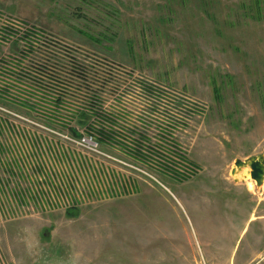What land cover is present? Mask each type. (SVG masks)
Returning a JSON list of instances; mask_svg holds the SVG:
<instances>
[{"label":"rangeland","instance_id":"obj_1","mask_svg":"<svg viewBox=\"0 0 264 264\" xmlns=\"http://www.w3.org/2000/svg\"><path fill=\"white\" fill-rule=\"evenodd\" d=\"M254 4L0 0V9L175 91V99L160 91L164 100L155 101L157 113L148 121L167 123L160 107L177 108L173 137L200 168L188 180H175L107 143L98 151L79 145L67 125L0 98V264H202L194 233L190 242L185 238L184 195L264 197L256 195L263 183L238 174L247 168L231 174L236 158L264 152V0H258V19ZM104 92L108 112H125L122 99L133 111L143 110L136 89L119 104ZM180 97L193 101L190 117ZM153 125L146 139L156 138ZM55 173L60 182L52 180ZM112 189L116 196L104 195ZM243 203L250 208L255 202ZM260 250L246 249L242 264H253Z\"/></svg>","mask_w":264,"mask_h":264},{"label":"built area","instance_id":"obj_2","mask_svg":"<svg viewBox=\"0 0 264 264\" xmlns=\"http://www.w3.org/2000/svg\"><path fill=\"white\" fill-rule=\"evenodd\" d=\"M0 44L4 46L0 53L1 99L32 109L34 117L67 125L74 136L72 140L91 150L98 151L100 143H107L179 181L200 172L188 150L173 137L176 128L171 119L174 121L172 114L179 115L177 108L173 113L168 107H160L159 113L169 118L167 123L157 125L156 121H148L157 113L158 103L164 100L160 91L169 94V99L178 98L169 87L146 80L94 48L2 9ZM122 77L126 80L122 81ZM106 89L112 94L110 100L117 104L136 89L137 96L144 101L143 110L139 106L133 111L129 104L123 105L122 99L125 112H108L100 96ZM122 89L123 96L119 93ZM179 103L190 107L183 114L190 117L193 101L180 97ZM73 120L78 122L76 127L70 125ZM151 125L152 134L156 135L153 140L146 139ZM70 171L73 172L72 168ZM55 176L54 183L60 182L56 173ZM114 194L118 193L112 189L104 195ZM201 263L207 264L204 260Z\"/></svg>","mask_w":264,"mask_h":264},{"label":"crops","instance_id":"obj_3","mask_svg":"<svg viewBox=\"0 0 264 264\" xmlns=\"http://www.w3.org/2000/svg\"><path fill=\"white\" fill-rule=\"evenodd\" d=\"M244 184L254 194V188ZM257 192L256 195H264L262 190ZM252 199L255 203L245 207L243 202ZM263 201L264 197L252 195H184L182 203L187 208L189 223L183 225L185 238L190 242V232L194 233L199 256L207 264H242L246 249L256 247L257 252L258 248L264 251V206L260 205ZM256 253L253 264H264V253Z\"/></svg>","mask_w":264,"mask_h":264},{"label":"water","instance_id":"obj_4","mask_svg":"<svg viewBox=\"0 0 264 264\" xmlns=\"http://www.w3.org/2000/svg\"><path fill=\"white\" fill-rule=\"evenodd\" d=\"M247 168L246 172H240V176L244 177L247 173L251 179L255 181L256 186H260L264 180V152L257 155H252L245 160L236 158L231 168V174H234L237 170Z\"/></svg>","mask_w":264,"mask_h":264},{"label":"trees","instance_id":"obj_5","mask_svg":"<svg viewBox=\"0 0 264 264\" xmlns=\"http://www.w3.org/2000/svg\"><path fill=\"white\" fill-rule=\"evenodd\" d=\"M254 8H255V11H256V13L253 15V13H251L252 14V16H254L255 18H259L260 17V14H261V7H259L258 6V0H256V4H254ZM67 213H69V215H73L69 210L67 211Z\"/></svg>","mask_w":264,"mask_h":264},{"label":"bare ground","instance_id":"obj_6","mask_svg":"<svg viewBox=\"0 0 264 264\" xmlns=\"http://www.w3.org/2000/svg\"><path fill=\"white\" fill-rule=\"evenodd\" d=\"M245 170V169H244ZM239 171H241V170H239ZM239 174V173H238ZM249 174V173H248ZM238 176V175H237ZM233 177V176H232ZM234 178V177H233ZM244 180V179H243ZM238 181V180H237ZM261 188L264 190V180H263V184H262V186H261Z\"/></svg>","mask_w":264,"mask_h":264}]
</instances>
